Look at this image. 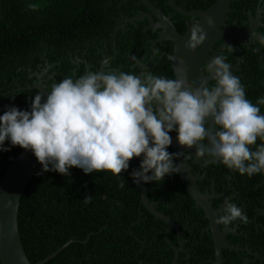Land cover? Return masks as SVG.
<instances>
[{
    "label": "clouds",
    "instance_id": "clouds-1",
    "mask_svg": "<svg viewBox=\"0 0 264 264\" xmlns=\"http://www.w3.org/2000/svg\"><path fill=\"white\" fill-rule=\"evenodd\" d=\"M205 40L204 29L192 21L185 47L197 50ZM254 41L264 45V35L253 30L247 43ZM153 54L158 55L159 49L154 48ZM206 71L215 86L201 81L192 88L186 86V77L170 79L151 72L68 76L52 84L46 96L35 95L30 111L9 107L0 115V151L10 150L3 147L8 140L12 146L30 150L42 171L64 176L73 167L85 174L121 176L133 158L142 157L139 169L131 173L133 182H159L181 172V165L175 163L181 153L167 150L172 144L169 133L175 131L178 144L195 148L198 158H211L249 177L264 171V143L255 151L250 147L258 138L264 141V114L246 97L239 77L222 55L208 62ZM90 200V195L84 198L85 203ZM234 221L247 223L248 217L226 201L216 223Z\"/></svg>",
    "mask_w": 264,
    "mask_h": 264
},
{
    "label": "trees",
    "instance_id": "trees-1",
    "mask_svg": "<svg viewBox=\"0 0 264 264\" xmlns=\"http://www.w3.org/2000/svg\"><path fill=\"white\" fill-rule=\"evenodd\" d=\"M95 2L0 0V115L9 107L31 110L29 92L15 89L23 84L22 71L29 56L34 65L39 62L37 59L44 47L42 36L48 32L56 38L59 30L64 27L72 32L80 28L84 29L86 35L91 22L101 18L104 13ZM30 5H35V8H30ZM48 60L52 62V56H48ZM17 76L21 79L14 85ZM3 147L10 150L0 151V177L13 158L23 150L19 146H12L8 140ZM134 160L139 169L142 157ZM69 172L68 176L54 171L44 172L41 166L21 194L17 208V228L25 257L30 264L42 260L66 241H84L86 236L88 239L84 244L73 242L44 264L171 262L173 254L169 248L164 247L166 244L154 247L165 224L154 219L139 205L129 170L123 171L121 176L110 172L85 174L82 169L75 167L70 168ZM250 181L253 184L243 187L241 199L254 201L257 206H261L259 199L263 195L262 190L254 187V178ZM121 183L125 185L123 188L119 186ZM144 185L148 200L154 203L153 207L163 215L177 220L179 230H184L181 237L186 240L181 245L184 251H179L174 264H211L208 261L213 256L209 234L200 233L206 224L205 220H194L190 208L192 203L178 175L174 173L166 176L163 181ZM89 195L91 200L85 203L84 198ZM247 211L250 212L247 223L251 225L247 231L255 235V229H252L255 211ZM257 220L264 221V216H258ZM242 224L246 227V223ZM256 230L261 234L258 235V246L253 247L247 241L240 245L255 250L257 257L253 264H264V230ZM234 253L253 258L245 252ZM223 255L228 258L223 264H237L243 258Z\"/></svg>",
    "mask_w": 264,
    "mask_h": 264
},
{
    "label": "flooded vegetation",
    "instance_id": "flooded-vegetation-1",
    "mask_svg": "<svg viewBox=\"0 0 264 264\" xmlns=\"http://www.w3.org/2000/svg\"><path fill=\"white\" fill-rule=\"evenodd\" d=\"M146 1L169 21L180 37L184 35L188 28H191L192 21L198 22L199 20L197 17H184L176 14L165 4L164 0ZM169 2L180 11L203 12L214 0H169ZM95 4L100 6L104 13L101 14V18H96L95 21L91 22V27L87 29L88 33L86 35L84 34V29L80 30V28H78L77 32H72L67 31L64 27L59 30V34L56 38L49 32L47 35L42 36L44 47L42 52H40L39 59H37L39 62L34 65L29 56L24 71L21 69L22 74H24L23 84L22 86H17L15 88L16 91L32 88L34 79L43 75L40 85L43 86L47 95L51 90L52 84L58 83L68 76L76 79L88 72H97L100 66L106 63L108 64L102 67V72L123 71L134 74L130 65H137L139 62L136 54V47L139 46L143 50H148L150 44L158 39L160 35L143 34L147 29L146 24L126 25L114 35L113 33L118 30V25L120 23L131 21L139 16H143L147 19L149 11L144 8L139 0H96ZM151 23H155L153 17ZM247 26L250 28V36L253 30L258 34L264 35V0H231L222 24L219 26V34L213 40H234L244 32ZM111 36V44L116 51L115 60L112 62L110 61L113 55L109 49V39ZM253 48L258 49V51H253ZM48 56H52V62L48 60ZM19 70L20 68H18L17 71ZM145 72V70H141L139 75ZM236 76L239 77L240 83L245 89L246 97L253 104L257 105L261 113L264 114V45H260L258 41L247 44L238 56ZM16 79L17 80L13 81L14 85H17L21 78L17 76ZM35 95H37V92H29V97L32 100ZM203 143H207V141L205 140ZM262 143H264V141L258 138L256 145L250 147L255 151ZM191 150L195 154V148ZM195 159L206 163L205 160L211 158L197 157ZM191 174L196 177L195 183L199 191L205 195L211 196L208 202L212 209L217 210L218 213L223 214L226 201H231L240 207L247 217H249L250 213L247 210L255 211L252 216V229H255L256 232L253 230L255 235L247 231L250 230L251 225L249 223L245 224L246 227H243L241 221H234L230 225L217 224L219 230H228V232L224 234V236H228L226 243L229 246L247 249L249 252L245 253L253 257L251 259L253 262L257 257L255 250L252 248L251 251L247 246H241L240 244L250 242L254 245L253 247L258 246L257 243L259 244L258 235L261 236V234L256 229L260 228L264 230V221L257 220L258 216H264V212H262L264 210V179L260 180L255 176L249 177L247 174L241 175L237 171L231 169L208 166H195L191 169ZM251 178H254V181L256 180L254 187L262 190L263 195L259 199V204H261V206H257L254 201L241 199L243 187H248L250 184H253V182L250 181ZM190 208L195 221L197 220L200 222L204 220L193 204L190 205ZM260 212L261 214H259ZM173 221L177 226L178 234L177 232L175 233V239L179 245V251H184L181 247L186 241L181 238L184 230H179L177 220ZM164 229L165 226L162 231H160V238H158V242L154 244V247L156 248L166 244L164 247L169 248L173 254V247L163 239L162 232ZM205 232L209 234L206 224L201 228L200 233L202 234ZM249 235L250 241H248ZM211 250L213 255L212 241ZM231 251L244 252L242 250ZM186 257H188V255H186ZM226 259L228 258L221 254V264H223ZM212 260L213 256L212 259L208 261L212 264ZM242 263L247 264L249 260L243 257L237 264Z\"/></svg>",
    "mask_w": 264,
    "mask_h": 264
},
{
    "label": "water",
    "instance_id": "water-1",
    "mask_svg": "<svg viewBox=\"0 0 264 264\" xmlns=\"http://www.w3.org/2000/svg\"><path fill=\"white\" fill-rule=\"evenodd\" d=\"M139 1L144 8L149 11L147 14L148 20L143 16H139L131 21L120 23L118 25V30L113 33L114 35L126 25L146 24L147 29L143 34L160 35L158 39L150 44L148 50H143L139 46L136 47V54L139 62L137 65H130L134 74L139 75L141 70H145L146 72H151L153 75L170 79H184L186 77L188 81V85L186 86H191L192 88L199 87L201 81H205L209 87H212L215 86L216 82L206 71L207 63L216 55H222L225 58V62L230 65V71L236 76L237 59L247 46L248 40L251 38L250 28L247 26L240 36L231 41L213 40L219 34V26L222 24L231 0H214L203 12L180 11L172 6L169 0H164L165 4L176 14L184 17H197L199 19L198 22L206 33V40L203 46L197 50H189L185 47V43L190 38L191 28H188L184 35L180 37L169 21L164 18L160 12L152 8L146 0ZM152 17L155 23H151ZM209 18L212 20L211 24L208 23ZM112 36L109 39V49L113 55L110 62L114 61L116 57V51L111 44ZM228 46H231V49ZM154 48L159 49L158 55L153 54ZM104 65L100 66L98 71L102 72V67ZM42 79L43 75L37 77L33 81L34 85L32 88L21 92H37V94L42 93L46 96L43 86L40 85ZM169 135L172 137V144L168 149L172 153H181L175 160V163L181 165V172L177 173L180 183L190 202L205 220L207 230L209 231L213 246L212 264H221V254L243 256L249 260V264H253L252 260L247 255L231 251L242 250L246 253L249 252L247 249L229 246L226 243L228 236H224V234L228 232V230H219L216 223L218 216L222 215V213H218L217 210L212 209L208 202L211 196L205 195L199 191L195 183L196 177L191 174V169L195 166L228 168L222 163H218L219 161L214 163H203L195 159L197 156L191 149L182 147L178 144L176 139L177 133L175 131L169 133ZM207 161L212 162L211 159ZM41 166L42 165L37 161L30 150L23 149L13 158L10 164H8L0 177V264H30L25 257L20 243L17 228V208L19 206V199L27 182ZM128 170L130 176L133 170H138L134 158L130 161ZM252 176L263 180L264 171ZM134 185L139 197V205L154 219L165 224L162 236L164 241L173 247V257L169 264H174L179 253V245L175 239V233L177 232L178 234L175 222L171 218L160 213L153 207V203L149 202L143 181L139 184L134 183ZM262 212H264V210ZM259 214H261V212ZM87 239L88 237L86 236L84 241L68 240L55 251L34 264H44L48 260L54 258L69 244L73 242L84 244ZM138 264H141V262L139 261Z\"/></svg>",
    "mask_w": 264,
    "mask_h": 264
}]
</instances>
